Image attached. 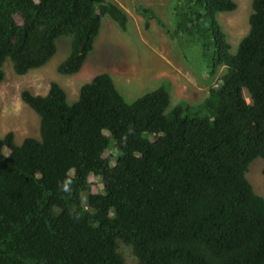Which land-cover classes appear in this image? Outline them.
Listing matches in <instances>:
<instances>
[{
  "label": "trees",
  "instance_id": "1",
  "mask_svg": "<svg viewBox=\"0 0 264 264\" xmlns=\"http://www.w3.org/2000/svg\"><path fill=\"white\" fill-rule=\"evenodd\" d=\"M237 7L176 0L179 47L197 46L211 73L223 69L222 86L197 108L171 107L168 84L128 102L109 73L74 103L58 82L46 96L23 92L42 139L0 136V264H127L120 243L139 264H264V197L247 178L264 159V0H252L234 54L219 14ZM138 12L150 28L154 11ZM106 16L128 31L113 0H0V83L6 62L26 75L69 37L59 73H79Z\"/></svg>",
  "mask_w": 264,
  "mask_h": 264
},
{
  "label": "rangeland",
  "instance_id": "2",
  "mask_svg": "<svg viewBox=\"0 0 264 264\" xmlns=\"http://www.w3.org/2000/svg\"><path fill=\"white\" fill-rule=\"evenodd\" d=\"M129 15L127 32L106 16L102 22L101 34L94 51L89 55L82 70L72 76L59 73L61 63L67 58L71 38L58 41V52L44 67L34 69L26 75H19L11 61L6 62L5 80L0 83V136L13 132L17 144L26 138L42 139L41 118L22 98L24 91L34 95L46 96L53 82L63 86L70 103L79 99L81 87L102 73L113 76L116 86L128 102L168 84L172 92L171 107L188 103L197 108L210 96L211 89L222 86L223 69L211 73V67L201 56L197 46L182 50L175 36L176 0H113ZM238 7L235 11L219 14L220 22L228 33L232 51L237 53L241 41L249 34L252 13V0H234ZM144 6L154 11L150 28L145 18L138 12ZM18 20H20L18 18ZM160 21L164 25L160 24ZM248 101V94L246 95ZM10 154V150L6 149ZM116 164L117 152L107 151ZM248 180L255 191L264 197V159L258 158L250 166ZM95 192H104L105 181L102 177L91 175ZM87 198V194L84 195ZM127 264H139L132 248L120 243Z\"/></svg>",
  "mask_w": 264,
  "mask_h": 264
}]
</instances>
